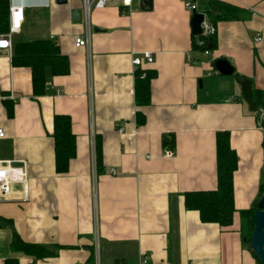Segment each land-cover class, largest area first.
<instances>
[{"label":"crops","instance_id":"obj_1","mask_svg":"<svg viewBox=\"0 0 264 264\" xmlns=\"http://www.w3.org/2000/svg\"><path fill=\"white\" fill-rule=\"evenodd\" d=\"M186 1L153 0L151 11L140 4L123 13L110 0L92 15L88 50L75 45L81 0H9L25 8L13 48L53 41L70 72L47 70L46 93L35 96L31 69L13 66V50L0 51V160L27 162L30 184L27 202L18 184L0 195V264H260L242 236L240 212L264 193V129L235 77L219 75L215 63L229 60L264 93V0H217L240 12L215 25V48L204 51L195 47ZM193 1L202 12V0ZM145 52L153 63L135 71L132 61ZM142 71L156 78L150 104L139 107ZM56 115L70 116L76 138L65 174L55 169ZM217 132L230 134L237 155L229 228L203 223L185 207L186 193L217 189ZM15 236L50 255L13 249Z\"/></svg>","mask_w":264,"mask_h":264},{"label":"trees","instance_id":"obj_2","mask_svg":"<svg viewBox=\"0 0 264 264\" xmlns=\"http://www.w3.org/2000/svg\"><path fill=\"white\" fill-rule=\"evenodd\" d=\"M203 13L216 25L219 22H225L231 19H237L240 12L237 7L220 2L217 0H202ZM9 0H0V34L7 33L9 30ZM199 46L196 49L208 50V46L215 48V36L205 37L198 36ZM202 45L200 46V44ZM12 64L15 67H27L32 71L33 93L35 96L46 93L48 83L47 70L51 71L52 76H67L70 72L69 59L62 54L60 48L53 41L37 40L17 44L13 48ZM146 76L143 78L141 73L137 75L136 81V103L142 107L149 105L151 102V82L156 78V72L145 71ZM256 108L253 110L257 113L260 123L264 129V117L259 114L260 109L264 108V93L255 91L253 97ZM12 115V112L10 113ZM145 117L143 114H137V122L144 124ZM53 139L55 142L56 168L59 174L69 172L70 162L76 156V138L72 130L71 118L66 115H56L54 117ZM216 139V163L218 186L214 191L189 192L185 195L186 209L198 211L201 221L204 223L218 224L221 227L229 228L233 226V218L237 209L235 207L234 192V173L237 170V155L231 147V136L227 132H217ZM97 162L102 157L100 142H97ZM102 171V170H101ZM264 191V189H263ZM254 206L246 211H241V230L242 236L247 244L251 242V232L255 227ZM13 249L22 250L27 255L37 258H44L50 255L48 250L43 246L32 243H24L17 236L12 242ZM6 264H17L16 261L7 262ZM260 264H262L260 262Z\"/></svg>","mask_w":264,"mask_h":264},{"label":"built area","instance_id":"obj_3","mask_svg":"<svg viewBox=\"0 0 264 264\" xmlns=\"http://www.w3.org/2000/svg\"><path fill=\"white\" fill-rule=\"evenodd\" d=\"M110 0H81V21L83 25V33L76 38L75 45L77 48L90 49L92 39V15L95 10H102L109 6ZM123 13L132 12L135 6L140 5L141 0H119ZM185 6L192 13H202L204 21L201 25L203 36L213 37L217 34L216 26L210 21L205 13L199 10V4L193 0L185 2ZM10 19L9 30L7 33L0 34V51H6L11 53L13 50V38L12 36L18 33L23 25L24 21V6H11L10 7ZM261 36H257L256 43L261 41ZM12 54V53H11ZM206 55H211L210 51H206ZM135 71L139 70L144 63H153V53L145 52L140 58H134L132 61ZM141 76L144 78L146 72L142 71ZM59 94L60 92L57 91ZM234 100V98H231ZM261 117H264V109L260 111ZM124 129H120L122 133ZM5 137V131L0 129V138ZM96 157L94 156L93 162L95 166ZM111 174L115 175V170L111 171ZM21 185L23 188V199L25 202L29 200V172L27 170V162L25 161H1L0 160V195L7 196L11 194L12 187L14 185Z\"/></svg>","mask_w":264,"mask_h":264},{"label":"water","instance_id":"obj_4","mask_svg":"<svg viewBox=\"0 0 264 264\" xmlns=\"http://www.w3.org/2000/svg\"><path fill=\"white\" fill-rule=\"evenodd\" d=\"M67 0H57L58 4L64 5ZM153 0H141V8L145 11H151ZM191 29L193 34L198 37L203 34L202 32V23L204 21V16L202 13H194L192 15ZM73 20L80 24L81 22V10H75L73 13ZM215 68L219 75L229 77L234 76L236 82L239 84L242 89L243 98L250 105V108L254 110L256 104L254 103V90L252 89V81L246 76H241L235 74L234 67L231 65L230 61L219 59L216 60ZM257 210L255 211V227L251 232V250L258 258V260L264 264V193L262 197L257 202Z\"/></svg>","mask_w":264,"mask_h":264}]
</instances>
